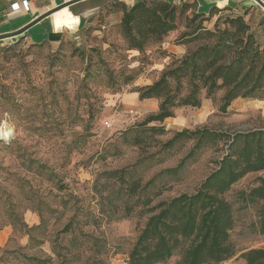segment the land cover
Returning a JSON list of instances; mask_svg holds the SVG:
<instances>
[{
	"label": "rangeland",
	"instance_id": "rangeland-1",
	"mask_svg": "<svg viewBox=\"0 0 264 264\" xmlns=\"http://www.w3.org/2000/svg\"><path fill=\"white\" fill-rule=\"evenodd\" d=\"M117 14H101L78 39L59 47L25 37L0 42V264H128L155 206L193 193L234 135L264 131V99L238 98L223 111L224 91L212 97L203 91L201 107L177 108L162 124L141 126L158 112L160 100L143 106L130 98L176 59L168 51L213 43L204 32L178 40L182 33L199 24L230 28L226 20L237 12L191 22V9L176 31L143 52L128 48ZM245 19L264 49V11L250 7ZM185 129L225 136L197 150L196 139L165 145ZM260 178L264 171L248 173L225 195L233 207L236 254L222 264H246L242 253L264 249L261 202L245 198Z\"/></svg>",
	"mask_w": 264,
	"mask_h": 264
},
{
	"label": "trees",
	"instance_id": "trees-1",
	"mask_svg": "<svg viewBox=\"0 0 264 264\" xmlns=\"http://www.w3.org/2000/svg\"><path fill=\"white\" fill-rule=\"evenodd\" d=\"M191 9L196 12L191 22L224 12L212 7L206 14L194 3L177 5L164 0H136L131 6H121V28L128 48L143 52L146 45L163 42L169 33L178 29L179 17ZM243 14L247 15L248 10L226 20L230 28L211 31L199 24L191 32L181 34L178 40L204 32L213 43L200 45L183 55L168 51L176 59L159 80L133 91L139 94L140 100H160L158 112L149 115L141 126L162 124L174 117L177 108L201 107L203 91L212 97L223 90V111L238 98L264 99V49L256 42ZM149 128L165 130L162 126ZM224 136L208 129H185L177 131L165 145L171 147L183 138L196 139L197 150ZM136 138V144L143 142L141 136ZM259 171H264V131L234 135L228 152L217 161L216 169L193 193H182L151 210L130 252L128 264L165 263L177 254L180 259L175 264H222L232 258L236 254L230 239L234 214L225 195L245 175ZM245 198L252 203L261 202L258 230L264 235V178H260ZM241 257L246 264H264V249L248 250Z\"/></svg>",
	"mask_w": 264,
	"mask_h": 264
},
{
	"label": "crops",
	"instance_id": "crops-1",
	"mask_svg": "<svg viewBox=\"0 0 264 264\" xmlns=\"http://www.w3.org/2000/svg\"><path fill=\"white\" fill-rule=\"evenodd\" d=\"M22 0H0V42L25 37L31 44L59 47L64 41L78 39L101 14L119 12L121 6H131L136 0H34L13 11L11 4ZM173 4L194 3L199 11L209 13L212 7L225 12L245 13L248 8L264 11L255 0H164ZM264 3V0H261ZM182 54L185 51H169ZM132 100H140L138 93H131ZM155 99L142 100L143 106ZM5 241V235H0Z\"/></svg>",
	"mask_w": 264,
	"mask_h": 264
},
{
	"label": "built area",
	"instance_id": "built-area-1",
	"mask_svg": "<svg viewBox=\"0 0 264 264\" xmlns=\"http://www.w3.org/2000/svg\"><path fill=\"white\" fill-rule=\"evenodd\" d=\"M30 1H34V0H22L21 2H18V1L14 2L11 4V8L13 11H15V10L20 9L21 5L22 6L24 5V7H26L28 9V7H29L28 5H29Z\"/></svg>",
	"mask_w": 264,
	"mask_h": 264
},
{
	"label": "water",
	"instance_id": "water-1",
	"mask_svg": "<svg viewBox=\"0 0 264 264\" xmlns=\"http://www.w3.org/2000/svg\"><path fill=\"white\" fill-rule=\"evenodd\" d=\"M258 4L264 7V3L261 0H255Z\"/></svg>",
	"mask_w": 264,
	"mask_h": 264
},
{
	"label": "bare ground",
	"instance_id": "bare-ground-1",
	"mask_svg": "<svg viewBox=\"0 0 264 264\" xmlns=\"http://www.w3.org/2000/svg\"><path fill=\"white\" fill-rule=\"evenodd\" d=\"M102 1H103V0H102ZM105 1H106V0H105ZM2 135H6V136H7V135H8V133L2 134ZM1 137H2V136H1Z\"/></svg>",
	"mask_w": 264,
	"mask_h": 264
}]
</instances>
